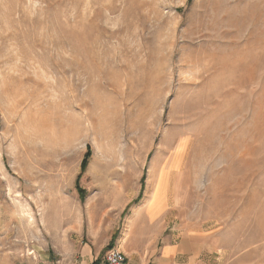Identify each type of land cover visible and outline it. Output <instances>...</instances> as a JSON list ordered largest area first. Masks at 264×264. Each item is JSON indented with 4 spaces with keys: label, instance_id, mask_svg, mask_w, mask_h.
Wrapping results in <instances>:
<instances>
[{
    "label": "rangeland",
    "instance_id": "rangeland-1",
    "mask_svg": "<svg viewBox=\"0 0 264 264\" xmlns=\"http://www.w3.org/2000/svg\"><path fill=\"white\" fill-rule=\"evenodd\" d=\"M113 237L264 264V0H0V264Z\"/></svg>",
    "mask_w": 264,
    "mask_h": 264
},
{
    "label": "crops",
    "instance_id": "crops-1",
    "mask_svg": "<svg viewBox=\"0 0 264 264\" xmlns=\"http://www.w3.org/2000/svg\"><path fill=\"white\" fill-rule=\"evenodd\" d=\"M141 213V211L139 212V214ZM139 214H136L135 219L138 217ZM131 235L129 234H125V240L122 239L121 242H127L129 241ZM134 238V237H133ZM137 240V238H135ZM153 247H151L152 249ZM187 251L185 245L183 244H168L166 245L162 250H160L159 252L157 251L155 254H152L150 256V264H178L181 256L184 254V252ZM91 253V252H90ZM90 262L89 264H94V261H97L98 259V255L94 256V254H90ZM132 260H136V261H130V264H143L144 263V259L145 257H143V252L140 253V255L138 256V259L135 258L134 256H131ZM98 264H105L104 260L102 262H99Z\"/></svg>",
    "mask_w": 264,
    "mask_h": 264
},
{
    "label": "built area",
    "instance_id": "built-area-1",
    "mask_svg": "<svg viewBox=\"0 0 264 264\" xmlns=\"http://www.w3.org/2000/svg\"><path fill=\"white\" fill-rule=\"evenodd\" d=\"M105 264H130V260L120 249L111 248L105 254Z\"/></svg>",
    "mask_w": 264,
    "mask_h": 264
},
{
    "label": "trees",
    "instance_id": "trees-1",
    "mask_svg": "<svg viewBox=\"0 0 264 264\" xmlns=\"http://www.w3.org/2000/svg\"><path fill=\"white\" fill-rule=\"evenodd\" d=\"M90 158V154L89 153H87V155H86V158H85V161H84V164H83V169H85V167H86V164H87V161H88V159ZM115 237H113V239H112V241H111V244H110V249L112 248V244L114 243V241H115ZM99 263V260H97L94 264H98Z\"/></svg>",
    "mask_w": 264,
    "mask_h": 264
}]
</instances>
